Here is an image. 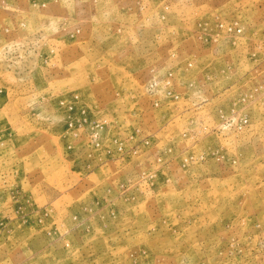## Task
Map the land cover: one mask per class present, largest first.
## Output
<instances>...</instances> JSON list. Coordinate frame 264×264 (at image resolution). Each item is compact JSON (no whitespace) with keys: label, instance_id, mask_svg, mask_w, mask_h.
I'll return each instance as SVG.
<instances>
[{"label":"rangeland","instance_id":"obj_1","mask_svg":"<svg viewBox=\"0 0 264 264\" xmlns=\"http://www.w3.org/2000/svg\"><path fill=\"white\" fill-rule=\"evenodd\" d=\"M247 46L264 0H0V264H264Z\"/></svg>","mask_w":264,"mask_h":264},{"label":"crops","instance_id":"obj_2","mask_svg":"<svg viewBox=\"0 0 264 264\" xmlns=\"http://www.w3.org/2000/svg\"><path fill=\"white\" fill-rule=\"evenodd\" d=\"M248 46L246 48L243 47L242 49H238L237 51H235L237 58L235 57L236 62H234V63L237 64L238 60L241 58L245 61L246 58L250 57V56H248V54L250 53L249 50H251V49ZM254 46L255 45H252V47H254ZM256 47L259 49L258 52H261L260 49L263 48L262 45L258 44V45H256ZM244 61L242 62V65L240 66V68L237 67L238 69H240L239 71H237L238 72L237 74L240 73L239 76L241 78H247V79L258 78L259 81H260V79L264 78V53H261V56H259V58H257V59H252L250 57V61H252L251 64H246V62H244ZM247 61H248V59H247Z\"/></svg>","mask_w":264,"mask_h":264}]
</instances>
